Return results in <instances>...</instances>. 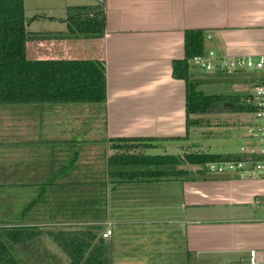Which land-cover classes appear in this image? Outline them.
Here are the masks:
<instances>
[{"label":"crops","instance_id":"crops-1","mask_svg":"<svg viewBox=\"0 0 264 264\" xmlns=\"http://www.w3.org/2000/svg\"><path fill=\"white\" fill-rule=\"evenodd\" d=\"M81 1L104 5L105 35L69 36L66 19L39 16L30 27L43 24L36 32L41 38L28 42L27 55L30 60L104 62V121L98 124L89 105L60 106L45 114L48 125L55 126L51 133L44 131L49 144H36L35 138L20 144L32 153L29 183L36 178L37 149L50 161L69 145L97 151L104 149V140L116 138L154 139L153 149L176 155L193 150L238 155L240 147L252 143L241 128L252 125L253 112L197 115L193 118L201 126L187 130V86L173 77V62L185 58L189 30L205 32V53L264 57V0H65L62 7ZM203 71L195 70L190 79L204 93L251 96L257 105L255 88L264 79L248 82L249 71H204L202 78ZM192 167L189 180L110 187L107 221L88 226L104 241L111 264H249L252 251L264 264V179L206 169L199 174L204 168ZM257 199L263 202L255 206ZM108 222L113 235L104 239Z\"/></svg>","mask_w":264,"mask_h":264},{"label":"trees","instance_id":"trees-1","mask_svg":"<svg viewBox=\"0 0 264 264\" xmlns=\"http://www.w3.org/2000/svg\"><path fill=\"white\" fill-rule=\"evenodd\" d=\"M31 21L26 15L25 0H0V108L34 111L44 120L45 114L60 106L89 105L94 108L95 120L104 121L105 63L30 60L27 44L41 38L29 32ZM66 22L69 36L101 38L106 32L104 5L69 7ZM62 36L65 35L57 34L55 38ZM205 40L204 31H187L185 58L173 62V77L184 80L187 86L188 131L201 126V120L193 118L197 115L224 111L254 114L257 109L251 96L206 94L197 82L191 81L190 75L200 70L192 61L205 54ZM104 141L103 152L87 161L84 150H74L77 145H69L57 160L55 156L48 161L45 175L27 184L34 189V197L22 210L9 216L12 221L0 220V264H111L104 241L88 226L107 221L111 186L189 180L194 175L188 170L189 166L204 168L199 172L202 174L208 163L240 158L239 154L199 150L177 155L149 154L146 151L154 148V139ZM44 142L49 144V140ZM43 238H47L53 248L42 245L44 250L36 253ZM9 244L16 251L13 252ZM21 249L34 260L21 257L18 254Z\"/></svg>","mask_w":264,"mask_h":264},{"label":"rangeland","instance_id":"rangeland-1","mask_svg":"<svg viewBox=\"0 0 264 264\" xmlns=\"http://www.w3.org/2000/svg\"><path fill=\"white\" fill-rule=\"evenodd\" d=\"M64 3L65 0H25L27 18L32 20L39 16L43 17L51 15L67 19L69 7H94L97 5V3H94L93 1H81L79 3L68 2L67 4L69 5L62 7ZM30 24L28 28L32 35H35L36 32L40 30L39 28L42 27L41 25H43L35 23L30 27ZM247 73L246 79L248 82H261V80L264 79V71L253 69L249 70ZM206 74L207 73L203 71L200 76L203 78ZM241 114L244 115L243 113ZM56 115L59 117V112H57ZM39 116L40 115L37 112L27 111L22 108H0V220L7 219L12 221L9 219V216L22 210L24 204L34 197V189L27 187V184L29 183L27 181L28 175L31 176V173H28V171L30 170L29 166L32 163L30 158L32 153L28 152L26 149H22L20 144L24 139L35 138L36 144L44 145L47 144L44 141L50 140L46 139L44 131L48 130V133H51L50 128L53 129L55 126H49L48 124L51 121L49 122L45 118L42 120V117ZM41 120L42 123L40 122ZM102 123V121H99L98 124L102 125ZM241 129L247 131V128L245 127H242ZM42 135H44V137ZM46 136H49V134ZM240 143V141H237L238 145ZM38 150L39 149L36 151L35 158V179L37 180H39L42 175H45L49 161L46 157L47 154H40L42 152L41 150ZM102 152L103 148L101 147H99L97 151H93L89 148L88 151L83 153V156H86L87 161L88 159L97 157V155H100ZM147 152L149 154L166 153L156 149H148ZM167 153L174 154L175 152L170 151ZM56 156L59 157L60 154H57ZM57 159L58 158L56 157V160ZM199 167L200 166H193L192 168ZM12 185H16L15 188H13ZM40 245L41 246L36 253L41 254L42 250H44L43 246L49 249L53 248L47 238H43ZM9 246L13 252L16 251L14 246L11 244H9ZM18 254L21 257L27 258L29 261H32V259L34 260L32 257L25 256L27 254L22 249L19 250Z\"/></svg>","mask_w":264,"mask_h":264},{"label":"built area","instance_id":"built-area-1","mask_svg":"<svg viewBox=\"0 0 264 264\" xmlns=\"http://www.w3.org/2000/svg\"><path fill=\"white\" fill-rule=\"evenodd\" d=\"M192 64L207 72L234 73L253 69L264 71V57L258 60L253 58H229L219 56L214 50L196 57ZM255 99L257 109L253 114L254 122L247 127V135L252 139V143L240 147V158L238 159L208 163L205 167L208 172L217 174L238 173L243 179H264V83L256 86ZM263 201L257 199L254 204L258 206ZM106 225V231L102 236L104 239H109L113 235V223L108 222ZM249 264H258L255 251L250 253Z\"/></svg>","mask_w":264,"mask_h":264}]
</instances>
